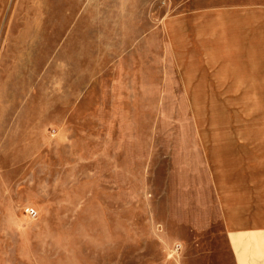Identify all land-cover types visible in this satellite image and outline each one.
<instances>
[{
  "label": "rangeland",
  "instance_id": "374dc122",
  "mask_svg": "<svg viewBox=\"0 0 264 264\" xmlns=\"http://www.w3.org/2000/svg\"><path fill=\"white\" fill-rule=\"evenodd\" d=\"M240 160L264 0H0V264H264L222 213Z\"/></svg>",
  "mask_w": 264,
  "mask_h": 264
},
{
  "label": "crops",
  "instance_id": "0c3cea01",
  "mask_svg": "<svg viewBox=\"0 0 264 264\" xmlns=\"http://www.w3.org/2000/svg\"><path fill=\"white\" fill-rule=\"evenodd\" d=\"M238 176H234L236 181L231 183L222 195V213L229 234L264 232V227L259 225L256 228L251 226L236 227L241 222L237 219L245 217L247 222L249 217L261 218L264 216V164L254 166L244 161H239ZM234 179V180H235ZM240 202V203H239ZM254 209L255 213H245L244 210ZM244 224V223H242Z\"/></svg>",
  "mask_w": 264,
  "mask_h": 264
},
{
  "label": "built area",
  "instance_id": "2783aa9c",
  "mask_svg": "<svg viewBox=\"0 0 264 264\" xmlns=\"http://www.w3.org/2000/svg\"><path fill=\"white\" fill-rule=\"evenodd\" d=\"M26 212H27L29 215H35V210L32 209V208L27 207V208H26Z\"/></svg>",
  "mask_w": 264,
  "mask_h": 264
}]
</instances>
